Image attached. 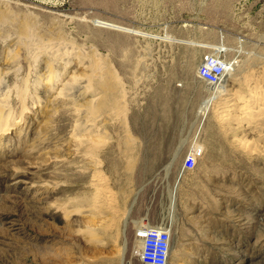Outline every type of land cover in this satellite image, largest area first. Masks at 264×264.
I'll use <instances>...</instances> for the list:
<instances>
[{
    "label": "rangeland",
    "instance_id": "rangeland-1",
    "mask_svg": "<svg viewBox=\"0 0 264 264\" xmlns=\"http://www.w3.org/2000/svg\"><path fill=\"white\" fill-rule=\"evenodd\" d=\"M12 1L17 13L36 14L42 27L57 21L77 46L97 48L126 89L129 132L102 114L107 139L90 155L76 153V145L66 154L73 121L67 101L53 99L52 87L30 72V112L0 141V264H141L135 251L142 237L126 221L137 200L160 221L154 226L170 228L168 264H264V156L248 159L213 122L192 128L216 87L196 76L201 57L212 51L199 44L246 52H218L230 62L264 53V0ZM98 21L155 38L93 26ZM166 32L172 43L159 39ZM17 48L15 39L0 42V59ZM20 63L26 71L28 63ZM37 66L42 73L44 64ZM62 71L64 81L70 71ZM12 109L21 111L19 104ZM168 149L170 156H162ZM189 149L196 166L181 170L175 187L173 165H182ZM93 154L102 171L99 186L103 196L111 191L114 209L97 246L79 234L96 218L88 216ZM163 208L168 216L160 214Z\"/></svg>",
    "mask_w": 264,
    "mask_h": 264
},
{
    "label": "bare ground",
    "instance_id": "bare-ground-1",
    "mask_svg": "<svg viewBox=\"0 0 264 264\" xmlns=\"http://www.w3.org/2000/svg\"><path fill=\"white\" fill-rule=\"evenodd\" d=\"M17 5L12 0H0V42L15 39L18 44L17 49L7 52L5 58L0 59V141L13 135L25 114L30 112L26 104L27 99L33 97L27 88L30 72L37 79H45V84L52 87L55 93L53 99L62 98L67 101V109L70 110L73 121L70 146L67 147L66 154H74L72 146L76 145V153L90 155V152L93 153V150L99 147L102 139H107L104 137L108 133L100 124L103 120L102 114H107L112 120H118V125L128 134L126 89L118 75L101 63L97 48L91 43L87 49H84L85 46L83 48L81 45L77 46L72 41L74 37L69 39L60 23L53 21L50 26L47 24L49 27H42L45 24L37 21L36 14L28 8L20 14L17 13L15 11ZM93 26L120 30L143 38H155V35L135 28H122L102 21L96 22ZM42 28L45 29L44 32ZM159 39L170 43L174 41L167 32ZM199 45L223 54L234 52L223 43ZM234 50L246 54L244 50ZM247 54L252 62H248L249 58L232 62L225 59V72L219 84L215 85L216 87L199 106L192 128L213 122L228 144L250 159L253 156H264V53ZM9 59L14 64L13 68L7 61ZM22 60L28 63L26 71L20 63ZM40 62L44 64L42 73H39L37 66ZM60 65L62 70L70 71L64 81ZM34 97L38 98L37 95ZM14 104L21 107L17 115L13 113ZM183 143L184 140L180 144ZM95 156L93 154L90 158L91 164L95 167L91 180L93 190L92 198L89 200L88 216L96 218L82 224L79 234L85 241L97 246L103 244L102 236L105 235V228L108 230L111 225L110 212L114 209L110 198L111 191H106L103 196V190L99 186L102 171L99 170V161ZM178 182L176 181L175 187ZM97 213L102 215L96 216ZM105 213L107 215H104ZM169 250L171 251V247ZM120 251L122 252V248L118 252Z\"/></svg>",
    "mask_w": 264,
    "mask_h": 264
},
{
    "label": "built area",
    "instance_id": "built-area-1",
    "mask_svg": "<svg viewBox=\"0 0 264 264\" xmlns=\"http://www.w3.org/2000/svg\"><path fill=\"white\" fill-rule=\"evenodd\" d=\"M225 61L212 50L204 54L196 68V76L210 86L218 85L224 72ZM196 166V154L187 150L183 157L182 170L191 171ZM142 240L135 254L141 264H167L171 231L167 225L151 226L141 234Z\"/></svg>",
    "mask_w": 264,
    "mask_h": 264
},
{
    "label": "crops",
    "instance_id": "crops-1",
    "mask_svg": "<svg viewBox=\"0 0 264 264\" xmlns=\"http://www.w3.org/2000/svg\"><path fill=\"white\" fill-rule=\"evenodd\" d=\"M171 149L170 150L168 149L166 152L161 153L162 156L169 157ZM186 151L187 150H185L184 153L182 154L183 157H184V154L186 153ZM174 164H175V165H173L174 172H176L177 177H178L179 174L181 173V170H182L181 166L182 165H180V166L176 165V162ZM177 177H176V179L178 180ZM128 208H129V213L127 215L128 217L126 218V221L128 223L127 225L129 227L130 226L131 227L136 226L137 232L140 229L145 230L148 227H151V226H154L155 224L160 223V221H157V220L152 221V219L150 218L151 208L149 206H146L145 203L142 201H141V203H139V201L137 200V202L135 204H131L130 207H128ZM165 213L167 214V212L165 211V208L160 210V214L163 215ZM167 216H168V214H167Z\"/></svg>",
    "mask_w": 264,
    "mask_h": 264
},
{
    "label": "water",
    "instance_id": "water-1",
    "mask_svg": "<svg viewBox=\"0 0 264 264\" xmlns=\"http://www.w3.org/2000/svg\"><path fill=\"white\" fill-rule=\"evenodd\" d=\"M180 177H181V173H180L179 176H178V180H177V182L179 181ZM143 231H144V230L140 229V230L138 231V234H139V235L143 234Z\"/></svg>",
    "mask_w": 264,
    "mask_h": 264
}]
</instances>
